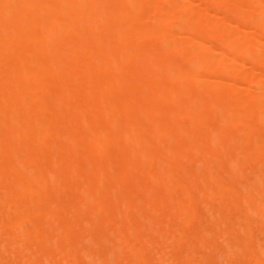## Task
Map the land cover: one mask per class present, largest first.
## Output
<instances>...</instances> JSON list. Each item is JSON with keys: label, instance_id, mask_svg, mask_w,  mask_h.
Here are the masks:
<instances>
[{"label": "bare ground", "instance_id": "1", "mask_svg": "<svg viewBox=\"0 0 264 264\" xmlns=\"http://www.w3.org/2000/svg\"><path fill=\"white\" fill-rule=\"evenodd\" d=\"M180 1L0 0V206L5 208L4 214L0 212V241L3 242L2 250L5 246L11 251L9 254L23 257L17 262L36 264L34 259L37 257L30 254L38 251L36 255L41 253L44 261L51 263L49 261L54 256L52 252L49 254L45 241L51 244L54 240V247L70 232V226L63 223L59 215L67 207L55 202V194L69 190L75 194V201L69 206L70 216L91 213L95 219L103 220L104 227L108 226L109 232L114 234L109 233L112 238L104 234L107 237H103L104 242L109 241L106 244L113 247L104 259L96 254L93 260L89 250L80 252L88 255L83 256L85 261L91 257L87 264L89 261L90 264H118V260L122 262L123 259H118L123 255L122 250L132 256L127 264H149L145 258V227L134 221L133 216L129 217L134 210L131 196L135 194L136 197L140 192L147 194L148 199H142L140 195L143 194L138 195L137 205L141 201L140 206L144 208L158 205L166 208L162 209L166 212L156 211L153 217L148 213L144 220V223L149 220L153 225V228L149 225V229H153L154 234L159 233V238L164 235V231H159L167 220H176L188 227L195 215L193 201L197 193L203 201L218 198L216 202L228 210L232 206L239 208L240 213L234 216L235 223L244 237L239 240L235 239L238 238L236 236L234 239L239 242L235 245L223 242L228 247L222 254L227 258L232 254L233 257L234 254L245 256V264H263L253 244L250 245L254 238L249 227L251 214L264 216V135L255 132V125L264 123V61L261 62L263 69L255 75L240 76L233 65L241 67L244 58L251 64L264 57V0ZM196 1L200 4H195ZM196 5L197 8L203 6L200 8L203 12L213 10V7L224 11L208 20L193 8ZM226 23L245 25L248 30L254 28L251 31L258 28L261 34L229 32L224 28ZM179 34L183 37L174 39ZM252 34L256 35L261 48L253 45ZM177 54L182 57L180 62L173 59ZM262 66L260 64V68ZM99 72H103L102 75ZM217 76L241 77V81L252 89H238L225 81L214 82L212 78ZM215 114L218 120L213 127L210 120ZM53 137L58 140L49 143ZM77 154L82 157V162L75 160ZM223 157L229 158L225 166H222ZM192 160L202 162L203 165L199 163L202 169L191 166ZM185 161L197 169H189L190 172L183 176L179 170ZM41 162L58 166L56 170L48 169L49 165L46 167ZM245 166L258 167L261 175L257 173V177L254 173L256 180L245 183L241 188H233L230 181L220 174L225 170L224 173L230 175L228 178L233 179L235 173L238 175ZM184 168L183 172L187 169ZM72 178L78 182L72 183ZM198 179L205 180L204 184L200 188H192V182ZM51 182L53 186H49ZM156 186L160 187L158 195L149 199ZM83 214L81 217H86ZM117 217L124 219L117 224ZM39 218L45 220L41 225L36 222ZM253 218L258 224L255 216ZM231 220L234 224V218L229 222ZM94 221L91 220L96 225ZM55 223H60V226L56 232L54 230L56 236L50 241L46 239L47 234ZM85 223L89 226L90 221L85 220ZM165 224L168 225L167 222ZM232 224L227 232H232ZM200 226L203 228L202 224ZM181 227H173L174 232L156 240H161L163 247L177 244L180 249L182 243L179 242L186 234ZM217 228L219 231L218 225ZM254 230L256 234L260 233L259 229ZM260 230L263 233L258 236L264 237L263 229ZM216 231L214 235L219 236ZM222 231V235H228L224 232L226 230ZM85 233L89 232L82 236ZM89 237L91 235L84 239L89 240ZM258 238L256 245H260L257 248L261 247L259 252L264 257V239L261 238L260 243ZM80 239L75 240L78 242ZM92 239L89 242L97 245ZM222 239L220 237V241ZM69 240L65 239L62 245ZM71 242L69 245L65 243L62 251L61 247L57 250L62 254L56 259L60 256L65 264L69 258L72 259L69 264H77L78 261H75L77 256L74 258L77 245ZM199 242V246L204 245ZM150 243L148 245L153 247ZM79 244L82 245L81 242ZM217 247L213 250L219 249ZM187 248L183 251L193 256L195 251L190 252ZM167 249L171 250L168 254L173 259V248ZM181 251L179 257L176 255L177 261L183 256ZM217 255L220 262V259H225ZM170 256L160 255L158 262L170 264ZM189 257L186 256L192 258ZM199 257H195L197 261H192L193 264L201 263ZM182 258L185 262L186 258ZM5 259L0 261L7 262L9 258ZM205 259L206 262L208 258ZM231 260L228 264L233 263Z\"/></svg>", "mask_w": 264, "mask_h": 264}, {"label": "rangeland", "instance_id": "2", "mask_svg": "<svg viewBox=\"0 0 264 264\" xmlns=\"http://www.w3.org/2000/svg\"><path fill=\"white\" fill-rule=\"evenodd\" d=\"M168 1H173V2H175V3H180L181 1L180 0H168ZM198 2L196 1V3L195 4H197ZM198 4H200V2L198 3ZM201 6V5H200ZM203 6H201L200 8H202ZM195 10H197V11H199V12H202L205 16H206V18L208 19V20H212L214 17H215V15H220V11H222V13H223V11H224V9H217V8H219V7H213V10L211 9V10H209V11H206V12H203L200 8H199V6H198V8H197V5H196V7H193ZM233 25H231V24H224V28L227 30V31H229V32H233V33H236V34H245L246 32L247 33H250L249 31H251L252 29L254 30V28H250L251 30H248V28H247V26H245V25H238L237 24V26H236V24L234 25V23H232ZM258 29V28H257ZM256 29V30H257ZM251 31V33H253V32H258V33H260L261 32V30L260 29H258V31ZM250 33V34H251ZM254 34H256L257 35V33H254ZM254 34H252V43H253V45L256 47V48H261V44H259L257 41H256V35H254ZM261 34V33H260ZM259 34V35H260ZM183 36H181L180 34L178 35V36H174V39H179V38H182ZM223 37V36H222ZM226 39V38H225ZM257 40H258V38H257ZM180 57V58H179ZM177 58V59H176ZM173 59L176 61V62H180L181 60H182V57H181V55H179V54H177V55H175L174 57H173ZM181 59V60H180ZM246 61H248V59L247 58H244V62L242 63V66L241 67H237V66H234L233 65V67L235 68V70H236V72L237 73H239L240 74V76L241 75H243V74H248V73H250V74H256V73H259L258 71L260 70H262L263 69V64L261 63L262 61H264V57H263V59L262 60H259L260 61V64H261V66H262V68H260V64H257V63H259V61H256V63H255V61L254 62H251V64H248V63H250L249 61L248 62H246ZM246 63V64H245ZM101 72V71H100ZM99 72V74H101L102 75V73H100ZM207 78H210L209 76H207V75H205ZM212 80H215L214 82H218V81H221V82H223V81H225V82H227L228 84H232L234 87H236V88H238V89H240V88H246V89H252V87L251 86H249V85H247V84H245L243 81H241V77L240 78H238V79H232L231 77H219V76H217V78H212ZM212 118H214L213 120H212ZM212 118H211V120H210V125L211 126H215L216 125V122H217V120H218V117H217V115L215 114V115H213L212 116ZM250 121L252 122V123H255V122H253V120H251L250 119ZM258 125V126H257ZM256 126V133L258 134V135H264V123H259V124H256L255 125ZM259 127V128H258ZM262 128H263V131H262ZM258 129V130H257ZM228 131V130H227ZM232 131V130H231ZM230 132V130L228 131V133ZM227 133V132H226ZM261 133V134H260ZM56 137V136H55ZM55 137H53L50 141L51 142H49V143H52L54 140H58V138H55ZM56 140V141H57ZM46 150H47V152H48V150L49 149H47L46 148ZM80 154H77L76 155V158H75V160L78 162H82L81 161V159H82V157L80 156ZM262 156V155H261ZM78 159V160H77ZM195 160H192V161H190V165L191 166H194V167H198V169L200 170V169H202V162H199V161H195L197 164H198V166L195 164V162H194ZM228 161H229V158H225V157H223L222 158V166H225L227 163H228ZM188 162L189 161H185V165H182L181 166V168H180V173H181V175H183V176H186V172H190V170L192 171V170H194V169H197V168H194V167H191V166H189V164H188ZM199 163H201V164H199ZM40 164H43V165H45L46 167L49 165V167H48V169H51L50 167H52V169H57V166L58 165H56V167H53V165H52V163H47V162H41ZM43 165H41V166H43ZM45 166H43V167H45ZM55 166V165H54ZM200 166V167H199ZM45 167V168H46ZM183 167H185L184 169H186L185 170V172H183ZM194 168V169H193ZM252 168V169H251ZM190 169V170H189ZM243 170H241V171H239V173H238V175H237V173H235L236 175H235V177L233 178V179H229L228 178V176H230V175H226L224 172H226L225 170H221V172H220V174L223 176V178L225 179V180H227V181H230L229 183H231V185L233 186V188H241L245 183H247V182H254L255 180H256V177H254V173H256V176H257V173H258V175L260 176L261 174H260V172H261V170L260 169H258V167H254V166H245V167H243L242 168ZM246 169H248V171L246 170ZM258 169V170H257ZM198 170V171H199ZM260 170V171H259ZM243 174H245V176L243 175L242 176V173ZM241 173V175L239 176V174ZM249 173V174H248ZM228 174V173H227ZM250 174H252V175H250ZM226 175V176H225ZM247 175V176H246ZM249 175V176H248ZM187 176H189L188 174H187ZM245 177L248 179V180H246L245 179ZM258 177V176H257ZM251 179V180H250ZM199 180V179H198ZM231 180H232V182H231ZM253 180V181H252ZM72 183H76V182H78V180H75V179H73L72 178V180H70ZM74 181H76V182H74ZM205 182V180H203V179H200L199 181H197V180H195V182L193 181L192 182V188H200L203 184H204V182ZM233 181H234V183H233ZM245 181V182H244ZM56 183V182H55ZM199 183V184H198ZM233 183V184H232ZM239 183H241V184H239ZM198 184V185H197ZM239 184V185H238ZM234 185H235V187H234ZM49 186H53V183L51 182V183H49ZM128 186V184H125V187H127ZM240 186V187H239ZM160 187L159 186H156V187H154V189H153V193L152 194H149L150 196H149V199H152L153 197H156L157 195H158V193H159V191L158 190H160L159 189ZM155 189H156V191H155ZM264 190V189H263ZM262 190V191H263ZM1 192H0V196L2 195V190H0ZM60 192V193H59ZM62 192V193H61ZM67 192V193H66ZM71 191H69V190H62V191H58V193L59 194H55V202H58L61 206H63L64 205V207L66 208L67 207V210H65L64 208H63V211H61L60 212V216H62V217H60V218H62L63 220H62V222L63 223H65L66 222V224H68L69 226H70V232L66 235L67 237H63V238H61V240H58L57 242H58V244L57 243H55V245L56 246H54L53 247V242L52 241H54V240H52V239H54V237L56 236V234L54 233V230H55V232L58 230V228H59V226H60V223H55V224H52V226H53V229H52V231H48V233L49 234H47V236H48V238H46V239H49L50 240V238H51V244H52V247L50 246L51 244H49V242H48V244L46 243V241H45V244H46V249L47 250H50L49 251V254H51V252H52V256H54L55 257V259H54V257H52L55 261H58V262H53L54 260L51 258V260L49 261V262H51L50 264H54V263H58V264H65L63 261H61V260H63V258H60V256H59V258H60V260H59V258L58 259H56L57 258V255H60V253L62 254V252H59V251H57L58 250V248L59 247H61L59 250L60 251H62L63 250V248L66 246V245H69V241H72L70 244H75V245H77V250H76V254L74 253V258H75V261L76 260H78V261H76L77 262V264H80V263H82L83 264V262L85 261L84 260V255H85V257L86 256H88V255H86L85 253H87V250H89L90 252H91V257H92V259L94 260L97 256H99V258L100 259H104L105 257H107V256H109V253H110V251H111V248H113L112 246H110V245H108V244H106V243H110L109 241H107L106 243L104 242V240L105 239H103V237H104V234H105V236L107 235L108 236V238L111 236V235H109V233H112V232H109L110 231V228L108 227V226H106V227H104L105 225H104V221L103 220H97V219H95L94 218V216H91V213H88L87 212V214L86 213H79V214H77V215H69V206H70V204H72L74 201H75V194H73V192H71V194H73V196L74 197H72L71 196V194H68V193H70ZM68 194V195H67ZM140 194H143V195H140ZM60 195V196H59ZM134 195L135 194H133V196H131V200H130V202H132V204H131V206L134 208V210L132 211V212H130L129 214V217H131V216H133V217H131L134 221H139L140 222V225H141V227H145V229H143L142 231H143V236L147 239H145L146 241H145V243L147 244V248H146V250H145V258L148 260V263L149 264H161V261H159L158 262V260H160V258H159V256L160 255H163V256H170L168 253L170 252L171 253V250H169V249H167V247H169L170 249H172L173 248V254H171V255H174V257H173V259H172V257L170 256V264H178V261H179V264L180 263H182V264H188V262H189V260H190V262L189 263H192L193 264V262L192 261H197V258L199 257V256H201L200 254L203 252L204 253V255H202L201 257H203V258H201V257H199L200 259H204V260H206L205 258H208L207 259V263L208 264H212V262H213V264L215 263V264H220L221 262H222V264H224L226 261V264H228V262H229V260L232 258L233 260H231L233 263H231V264H245L247 261H245V260H247V258L244 256H242V255H236V254H234V257H233V254L232 255H229V257H230V259H228L227 258V255L225 254H222L223 253V249L225 250L226 249V247H228L226 244H229V243H231L232 245H235V244H237V241L238 240H235V239H239V240H241V239H243V237H244V233H241V229H239V227H237L236 225V223H235V217H237L236 215H238L239 213H240V209L239 208H234L233 206L232 207H230L229 208V210L228 209H226V207H221L220 206V204L218 203V202H216V201H218L219 199L218 198H215V199H212V200H207V201H203V199L199 196V194L197 193V194H195V196H194V201H195V204H194V201H193V208H194V211H195V215H194V218H196V220L194 221V218H193V221L190 223V224H188V227H187V225L185 226V225H183V224H181V223H179V222H176V220L174 221H170V220H167V221H165V222H163L164 224L167 222V224L168 225H164V224H162V227H161V230L159 231L160 233H162V231H164L163 232V234L165 235V234H171L172 232H174V230H172L173 229V227H180L181 225L183 226V227H181V229L183 230V234H185L182 238L184 239L185 238V241L181 238V240H180V242H179V244L180 243H182V245H181V247H180V249H178L179 248V246H177V244H176V246H177V251L175 252L174 250V248L176 247L173 243V246H171V245H169L168 244V246H166V247H163L162 245H161V240L160 241H157L158 239H161V238H163L164 237V235H163V237L161 236V238H159V233H153L152 231H153V229H151V228H153V225L151 226L150 224V222H149V220H147L148 222H145L144 223V220L147 218L146 217V215H148V213H149V215L148 216H150V217H153L154 215H155V212L157 211L158 213H164V212H166L165 210L163 211L162 209L164 208V209H166L164 206H148V207H146V208H144V207H141L140 206V204H141V201H140V204L139 205H137L136 204V202H139V200H137L136 198H140L138 195H140L141 196V198L143 199V197L144 198H147L148 199V196H147V194H145L144 192H140V193H137L136 195V197H134ZM146 195V196H145ZM156 195V196H155ZM56 198H58V199H56ZM60 198V199H59ZM67 198V199H66ZM66 199V200H65ZM70 199H72V200H70ZM134 201H133V200ZM141 199V200H142ZM197 199H198V201H197ZM216 199H218V200H216ZM62 200V201H61ZM212 201V202H211ZM67 203V204H64V203ZM201 202V203H200ZM202 202H205V203H202ZM207 202H209V203H207ZM214 202V203H213ZM136 205H135V204ZM201 204V205H200ZM210 204V206L208 207V205ZM217 204V205H216ZM205 205V206H204ZM206 205H207V207H206ZM135 206V207H134ZM139 207V209H136V208H138ZM152 207H153V209H152ZM201 207V208H200ZM214 207V208H213ZM220 207V208H219ZM142 208V211H141V213H140V209ZM198 208V209H197ZM3 209V210H2ZM208 209H210V210H208ZM217 209L219 210V212L217 211ZM0 210H2V211H0V212H3L4 210H5V208L4 207H2V206H0ZM145 210H146V212H145ZM151 210L153 211V212H151ZM202 210H204V211H202ZM225 210H228V211H225ZM233 210V211H232ZM235 210V211H234ZM237 210V211H236ZM240 210V211H239ZM64 211H66L67 213H65ZM137 211V212H136ZM148 211V212H147ZM163 211V212H162ZM202 213H201V212ZM208 211H210L209 213L210 214H208ZM145 212V213H144ZM199 212V213H198ZM216 212V213H215ZM237 212V213H236ZM63 213H65L64 215H63ZM152 213V214H151ZM154 213V214H153ZM222 213V214H221ZM229 213H231V215H229ZM3 214H4V212H3ZM71 214V213H70ZM86 215V217H81V215ZM135 214V215H134ZM143 214H145V215H143ZM211 214L213 215V217L211 216ZM69 215V216H68ZM137 215H139V216H141L140 218H141V220H140V218H139V216H137ZM203 215V216H202ZM204 215H206V216H204ZM224 217H223V216ZM255 216V218L257 219V223L258 224H256V223H254V216ZM264 215V214H263ZM67 216V217H66ZM72 216H74V218H72ZM77 216V217H76ZM142 216H144V217H142ZM227 216H229V217H227ZM235 216V217H234ZM240 216V215H239ZM251 216H252V218H251ZM257 215H255V214H251L250 215V219L252 220V223H251V221H250V226L253 228V230H251V227H249V230H250V232L252 231V235H253V238L254 239H252V242L250 243V245H252V246H254V250H256V255H259L260 256V258H261V261L263 262V264H264V257L261 255V253L259 252L260 250H259V248H261V247H258L257 248V246H260V245H256V238H258L259 236L258 235H260L261 234V230H260V228H262L263 229V231H264V222H263V220H264V216H262V218L260 217H256ZM3 217H4V215H3ZM71 217V218H70ZM76 217V218H75ZM79 217H81V218H84V219H82L81 220V218H79ZM137 217V219L135 220V218ZM149 217V218H150ZM212 217V218H211ZM222 217V218H221ZM69 218V219H68ZM90 218H92V219H90ZM97 221V222H95L94 221V219ZM119 218V219H118ZM121 218V219H120ZM139 218V219H138ZM143 218V219H142ZM204 218H205V220H204ZM211 218V219H210ZM228 218H230V219H233L234 218V224H232V220L229 222V220H228ZM72 219V220H71ZM88 219V220H87ZM90 219V220H89ZM123 217H117V218H115V222L118 224L119 222H122L123 221ZM214 221H213V220ZM223 219H224V221H223ZM263 219V220H262ZM38 220L40 221V222H38ZM38 220H36V222H37V224H40L41 225V223L43 224L44 222H45V220L43 219V218H39ZM87 221V222H89L90 221V224H89V226H86V223L84 224V221ZM91 220H92V222L94 221L95 223H97L96 225L95 224H93L92 222H91ZM120 220V221H119ZM200 221V223H199V221ZM217 220V222H215ZM261 220H262V222H263V226L261 225ZM42 221V222H41ZM68 221V222H67ZM72 221H74V223H72ZM76 221V222H75ZM82 221V222H81ZM221 221H223V222H225L226 224V226L224 225V223L223 222H221ZM260 221V222H259ZM77 222L80 224L79 226H77ZM170 222V223H169ZM202 222V223H201ZM208 222V223H207ZM211 222V223H210ZM70 223H72V224H74V226L71 224L70 225ZM177 223H179L178 225H177ZM193 223H194V225H193ZM197 223V224H196ZM198 223L201 225L202 224V227L203 228H201V226L200 225H198ZM210 223V224H209ZM214 223V224H213ZM222 223H223V226H222ZM211 224H213V229H212V225ZM229 224V225H228ZM232 224V226L236 229H234V228H232V232L230 233V232H227V230H230L229 228H230V225ZM255 224V225H254ZM55 225V226H54ZM75 225H76V227L78 228H76L75 227ZM149 225L151 226V228L149 229ZM207 225H209V227L207 226ZM217 225L220 227L219 228V231H216V229H218L217 228ZM227 225H228V227H227ZM258 225H261L259 228H257V226ZM166 226L168 227V228H166ZM172 226V227H171ZM198 226V227H197ZM207 226V227H206ZM231 226V227H232ZM256 226V227H255ZM80 227V228H79ZM86 227V228H85ZM94 227V228H93ZM169 227H171V230L169 229ZM191 227V228H190ZM223 227V228H222ZM237 227V228H236ZM108 228V229H107ZM72 229H75V230H72ZM82 229H85L84 231L82 230ZM106 229H107V231H106ZM192 230V233H191V231H189L188 232V230ZM208 229L210 230V231H208ZM254 229H259V231H260V233H257L256 234V230H254ZM81 230H82V232H81ZM93 230V233L92 232H90V231H92ZM98 230H99V232H98ZM103 230H104V232H103ZM147 230H149V231H147ZM152 230V231H151ZM165 230H167V231H165ZM196 230V231H195ZM200 230V231H199ZM222 230H226V231H224V232H227V236H224V235H222V233H223V231ZM74 231V232H73ZM147 231V232H146ZM152 233H151V232ZM170 231V232H169ZM184 231H185V233H184ZM195 231V232H194ZM203 231H207L206 233H204ZM213 233H212V232ZM214 231H216L215 233L216 234H219V236H215L214 235ZM235 231H238V234H236L237 232H235ZM254 231V232H253ZM258 231V232H259ZM53 232V233H52ZM73 232V233H72ZM84 232H89V233H85V235L84 236H82V234H84ZM195 233V235L196 234H198L197 236L199 237V233L201 234L200 235V239H199V241H201V243H204V247L202 246V245H200L199 246V244H200V242L198 241V237H195V235H194V237H195V239H192V238H194L193 237V234ZM212 233L211 235H210V233ZM235 232V233H234ZM243 232V231H242ZM51 233H52V235H51ZM79 233V234H78ZM81 233V234H80ZM96 233H97V235H96ZM100 233L103 235H100ZM146 233V234H145ZM148 233V234H147ZM263 233V232H262ZM191 236V237H189V235ZM210 235V237H208V235ZM225 234V233H224ZM229 234H231V235H234L235 234V236L234 237H232L231 235H229ZM54 235V236H53ZM77 235H78V237H77ZM91 235V237H89L90 239L89 240H91L92 238V241H95L96 242V244L98 245V247L100 248V249H98V247H97V245H92V242H89V240L88 239H84L85 237H87L88 238V236H90ZM95 235V236H94ZM112 235H114L113 233H112ZM188 235V236H187ZM213 235V236H212ZM255 235H256V237H255ZM73 236V237H72ZM92 236H94V237H92ZM146 236H153V237H149V238H147ZM201 236H203L205 239H203L204 240V242H202V238L203 237H201ZM212 236V237H211ZM236 236H238V238L236 237ZM258 236V237H257ZM80 237H83V238H81L80 239ZM113 237V236H112ZM112 237H110V238H112ZM217 239H216V238ZM220 237H221V239L223 238V237H225V239H222L221 241H220ZM231 239H230V238ZM236 237V238H235ZM66 239V241L67 240H69L68 242H66L65 241V243H67L66 245H65V243L62 245V243H63V241ZM77 238V239H80V240H78V242H77V240H75V239ZM100 238H101V240H100ZM104 238H107V237H104ZM152 238H154L155 240L153 241L152 240ZM190 238V239H189ZM207 238V239H206ZM213 238V239H212ZM235 238V239H234ZM264 239V237H263V235H261L258 239ZM64 239V240H63ZM86 240V244L84 243V240ZM103 239V240H102ZM157 239V240H156ZM215 239H216V242L218 243V244H216V242H214L215 241ZM262 239L261 240H259V242L261 243V241H262ZM48 240V241H49ZM183 240V242H181ZM192 240V241H191ZM198 242H197V241ZM205 240H207V241H205ZM229 242H228V241ZM235 240V241H234ZM253 240H254V243H253ZM74 241V242H73ZM82 243V245L81 244H79L80 242ZM87 241L89 242V243H91V244H88L87 243ZM98 241V242H97ZM103 241V242H102ZM106 241V240H105ZM152 241V242H151ZM155 241H157V243H155ZM194 244L193 245V247H195V249L193 250V247H192V249L190 248L191 247V245H192V243ZM227 242L225 245L223 244V242ZM258 241V240H257ZM101 242V243H100ZM148 242L153 246V247H151L150 245H148ZM186 242V243H185ZM205 242H206V245H205ZM211 242V243H210ZM239 242V241H238ZM259 242H258V244H259ZM1 243H3L2 241H0V247L3 245V244H1ZM43 243H44V241H43ZM43 243H42V245H43ZM79 244V246H78V244ZM103 243H105L104 245H103ZM185 243V244H184ZM189 245H188V244ZM210 243V244H209ZM212 243H215L214 245H212ZM219 243H221V245L219 244ZM235 243V244H234ZM45 244H44V246H45ZM154 244H156V245H154ZM159 244H160V246H159ZM171 244V243H170ZM197 244V245H196ZM48 245H49V248H48ZM65 245V246H64ZM107 245L109 246V248L107 247ZM215 248V247H217V245H220V246H218L219 247V249H216V250H213V247ZM230 245V244H229ZM64 246V247H63ZM86 246H88V248L86 247ZM95 248H94V247ZM101 246H103L102 248H101ZM172 248H171V247ZM189 246V248H187ZM209 246H211V247H209ZM223 246V247H222ZM252 246H251V248H252ZM81 247H83V248H81ZM107 247V248H106ZM158 247V248H157ZM217 247V248H218ZM2 248H3V246L1 247V254H0V260H3V258H4V260H6L5 258H9L8 260H7V262L9 263V264H14V263H16V264H21L22 263V260H20V262H17V260H18V258L19 259H23V257L22 258H20L21 257V255H16L17 253H13V254H15L16 256H13V255H11V253L9 254V252H11V251H9V249H8V247H5L4 246V250H2ZM6 248V249H5ZM56 248V249H55ZM81 248V249H80ZM148 248H149V250H150V252L148 251ZM155 248H156V251L157 252H155L154 253V250H155ZM160 248H162V249H160ZM165 248V249H164ZM185 248V250H186V248H187V250L188 251H192V252H194L195 251V255L193 254V256H192V253H189V254H187V252H185V251H183V249ZM206 248H208V251H207V249ZM212 248V249H211ZM8 249V252L6 251ZM83 249H85L84 250V254L82 255V253L80 254V252H82L83 251ZM90 249H92V250H90ZM105 249V250H104ZM200 249V250H199ZM96 250H98V251H96ZM110 250V251H109ZM162 252H160V251ZM163 250H166V251H163ZM182 250V251H181ZM199 250V251H198ZM218 250H220V251H218ZM55 251H57L58 253H56ZM101 252V254H100V252ZM105 253H104V252ZM109 251V252H108ZM123 251V252H122ZM121 252H122V254L123 255H120V256H118V259H119V257L120 258H123L122 259V262H120L119 260H118V264L119 263H121V264H127V263H129V259H131V254L130 253H127V252H125L124 250H122ZM151 251H153V252H151ZM181 251V255L183 254V256H180V260L178 259V261L176 260L177 259V257H179L178 255H179V252ZM190 251V252H191ZM217 251V252H216ZM5 252H7V254H5ZM37 252L38 251H34V252H32L30 255L32 256V254L34 255V256H36L37 257V259L35 258H33L34 260H35V262H36V264H41V263H43V264H46V263H44V262H47V260L46 261H44V256L40 253H38V255H39V257H41L40 259H39V257H38V255H36L37 254ZM149 252V253H148ZM165 252V253H164ZM174 252H175V254H174ZM199 252V253H198ZM201 252V253H200ZM220 252V253H219ZM125 253H126V255H125ZM151 253H154L153 255L151 254ZM157 253H159V254H157ZM96 254H97V256H96ZM121 254V253H120ZM191 256L192 258L191 259H189V258H186V256ZM198 254V255H197ZM207 254H210V255H207ZM217 254H220V256H221V254H222V256L221 257H223V258H225V259H227V260H225V259H220L221 260V262L219 261V258H217V256H219V255H217ZM125 255V256H124ZM176 255H177V257H176ZM197 255V256H196ZM217 255V256H216ZM2 256V257H1ZM14 258H13V257ZM101 256V257H100ZM126 256H128V257H126ZM148 256H149V258H148ZM207 256V257H206ZM210 256V257H209ZM216 256V257H215ZM241 256V257H240ZM90 256L88 257V258H91ZM176 257V258H175ZM181 257H184V258H186V260H187V262H186V260H185V262L183 261V258H182V260H181ZM195 257H197L196 259H195ZM214 259H213V258ZM220 257V258H221ZM237 257H240V259L239 258H237ZM43 258V259H42ZM72 258H73V256H72ZM88 258L86 259L87 261H88ZM99 258H97V259H99ZM128 258V259H127ZM194 258V259H193ZM241 258H243L242 260H241ZM12 259V260H11ZM80 259H83V260H80ZM91 259V261H93ZM125 259H127V261L125 260ZM153 259H154V262H153ZM156 259V260H155ZM193 259V260H192ZM216 259V260H215ZM234 259H237L238 261H240V262H238V261H236V260H234ZM41 262H40V261ZM72 259H68V263H66V264H69V263H72V261H71ZM90 260V259H89ZM151 260V261H150ZM202 260H199L198 259V261H201V263L200 264H205L206 262L204 261V263H203V261ZM16 261V262H15ZM19 261V260H18ZM37 261H38V263H37ZM69 261H71V262H69ZM81 261V262H80ZM87 261H85V263L84 264H87ZM126 261V262H125ZM156 261V262H155ZM177 261V262H176ZM181 261H183V262H181ZM223 261H225L224 263H223ZM243 261V262H242ZM2 261H0V263H1ZM7 262L6 261H3L2 263L3 264H7ZM12 262H14V263H12ZM90 262V261H89ZM88 262V264H90ZM114 262V261H113ZM125 262V263H124ZM172 262H174V263H172ZM176 262V263H175ZM220 262V263H219ZM25 264H26V261L24 262ZM93 262H91V264H92ZM197 264H199L198 262H196ZM206 263V264H207ZM47 264H49L48 262H47ZM112 264V263H111ZM113 264H117V263H113ZM194 264H195V262H194Z\"/></svg>", "mask_w": 264, "mask_h": 264}]
</instances>
